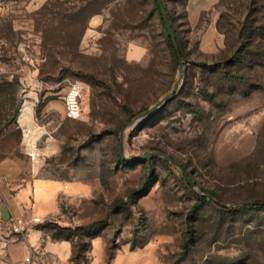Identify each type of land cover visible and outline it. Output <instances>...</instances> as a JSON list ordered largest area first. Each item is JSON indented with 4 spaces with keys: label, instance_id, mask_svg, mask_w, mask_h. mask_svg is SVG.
<instances>
[{
    "label": "rangeland",
    "instance_id": "1",
    "mask_svg": "<svg viewBox=\"0 0 264 264\" xmlns=\"http://www.w3.org/2000/svg\"><path fill=\"white\" fill-rule=\"evenodd\" d=\"M163 1L185 47L182 70L153 0H0V75L19 80L21 110L29 102L42 129L39 146L54 148L42 177L69 179L86 153L101 154L91 182L101 184L65 210L76 226L107 219L101 264H112L109 247L149 252L155 264H264V210L224 212L208 197L190 217L203 191L230 209L264 201V0H218L196 19L192 0ZM252 41L257 55L247 54ZM231 71L244 80L225 76ZM179 78L174 97L140 119ZM74 83L83 87L78 120L63 100ZM124 128L133 162L122 155ZM16 130L0 136V240L13 233L6 191L32 179ZM96 252L100 260L105 249Z\"/></svg>",
    "mask_w": 264,
    "mask_h": 264
},
{
    "label": "crops",
    "instance_id": "2",
    "mask_svg": "<svg viewBox=\"0 0 264 264\" xmlns=\"http://www.w3.org/2000/svg\"><path fill=\"white\" fill-rule=\"evenodd\" d=\"M218 0H192L189 4V17L196 19L200 13L209 10ZM21 131L19 146L21 152L30 156L31 177L26 183L15 184L16 189L7 192L5 203L7 221L29 225L25 234H7L0 240V264H76L72 261V242L56 239L49 223L61 226H76L65 210L81 198L90 197L93 189L101 183H91L100 177L101 154L86 153L82 162L76 165L69 179L42 177L44 160L53 154L51 143L39 146L43 137L41 126L35 118V109L26 102L18 117ZM52 152V153H51ZM13 187V183H10ZM32 214L40 216L46 223H32ZM4 218V216H3ZM84 226V225H77ZM13 232V231H12ZM106 241L101 235L91 242L90 264H101L106 257ZM105 249L99 259L96 250ZM149 252L121 250L114 255L112 264H155Z\"/></svg>",
    "mask_w": 264,
    "mask_h": 264
},
{
    "label": "trees",
    "instance_id": "3",
    "mask_svg": "<svg viewBox=\"0 0 264 264\" xmlns=\"http://www.w3.org/2000/svg\"><path fill=\"white\" fill-rule=\"evenodd\" d=\"M153 2H154L155 10L159 15L165 30H167V27L165 25V21L161 13L160 5H159L160 2L163 4L165 11H166V16L175 31L180 52L178 53L175 50L173 42L170 39L168 33H167L166 42H167V48L170 52L172 60L175 62L176 65H178L180 62V56L182 57V60L184 61L186 59V53H185V47L175 30V21L173 17L169 14L167 5L164 4L163 0H153ZM99 10L100 9H97L96 11H94L92 15L94 16V15L99 14L100 12ZM9 32L12 33L13 30L11 29V31L9 30ZM249 46L252 47L253 49L252 51H248L247 54L257 55L255 51H257V49L259 48L257 47L258 45H256L252 41L251 43H249ZM246 47H248V45L245 46L242 50H246ZM244 61H245L244 59L239 60V62H244ZM233 66H236V64L232 63L229 65V67H233ZM203 67H206L205 63L200 64V68H203ZM225 76H228L230 78L235 76L240 81L244 80V76H241L239 73L234 75L232 71L226 72ZM92 80L95 81L96 80L95 77H92ZM18 85H19L18 79H14L13 81H11L6 75H2V74L0 75V136L1 137L4 136L6 132L10 133L11 131L9 130L12 126L18 127V117L21 112V106L18 100V87H17ZM13 133L18 134L19 137L21 136V131L19 129H17ZM183 168L185 169V166ZM242 168H243L242 164H236L230 167L231 170H234V169L242 170ZM240 170L238 172H240ZM203 193L205 194V196L199 197L200 201L196 203V205L194 206L190 217L196 212V210L199 207H201L202 204L206 203L209 200L208 197L216 200L217 205L224 212L237 213L238 211L246 212L249 210H264V201H258V200L251 201L249 199L246 202H253L256 205L254 206L245 205L239 208L230 209V208L224 207L225 205L222 204V202L219 200L215 192L203 191ZM48 226L52 227V229L54 230V237L56 239H64V240H68L72 242V246H73L72 261L76 264H81L82 260L87 261V255L90 252L92 240L101 236L105 228L108 227V222H107V219H105V220L94 222L86 226H61L57 223H49ZM188 229L189 230L187 231L186 241H185L186 248L189 246V241L193 238L192 227L189 226ZM113 250L114 248L112 247L108 248V259L114 258Z\"/></svg>",
    "mask_w": 264,
    "mask_h": 264
},
{
    "label": "water",
    "instance_id": "4",
    "mask_svg": "<svg viewBox=\"0 0 264 264\" xmlns=\"http://www.w3.org/2000/svg\"><path fill=\"white\" fill-rule=\"evenodd\" d=\"M159 5H160V9H161L162 16H163L164 21H165V25H166L167 30H168V33H169V37H170V39L173 42V45H174L175 50L179 53L180 50H179V45H178V41H177V37H176L175 31H174V29H173L170 21L168 20V18L166 16V11H165V8H164L163 4L160 2ZM182 61H183L182 60V57L180 56V68H181V70L183 68ZM180 81H181V78H179L178 81L175 83L172 92L169 95H167L166 97H164L162 100H160L158 103H156L154 106H152L151 108H149L147 111L143 112L140 115V119H144V118H148V117L152 116L153 114L157 113L163 106H165L174 97V95L176 94V92H177V90L179 88V85H180ZM125 130H126V128H124L123 131H122V139H121V146L120 147H121L122 155L124 156V158L126 160L130 161V162H133V161H136V159L127 158L124 155L123 137H124ZM155 156H157V154L150 153V154L144 155L139 160H146V159H149V158H152V157H155ZM165 157H166V159L168 161H170L172 164H174L175 166H177L182 171V174H183L185 180L187 181V183L191 187L195 188V184L190 181V179L188 177V174H187L186 170L183 168V166L181 164L175 162L170 157H168V156H165ZM210 199H212L214 202H216V200H214L213 198H210ZM241 205H243V206H245V205L254 206L256 204L253 203V202H246V203H242ZM224 207L229 208L230 206H224ZM3 216H4V219L5 220H8L7 219V211L6 210H4Z\"/></svg>",
    "mask_w": 264,
    "mask_h": 264
},
{
    "label": "built area",
    "instance_id": "5",
    "mask_svg": "<svg viewBox=\"0 0 264 264\" xmlns=\"http://www.w3.org/2000/svg\"><path fill=\"white\" fill-rule=\"evenodd\" d=\"M83 87L80 83L72 84L67 92L64 100L65 105V113L68 119L78 120L82 115L81 108V95H82ZM32 223L40 224L42 220L39 216H34L32 218ZM29 225L21 222H17L12 224V231L15 234H25L28 231Z\"/></svg>",
    "mask_w": 264,
    "mask_h": 264
}]
</instances>
